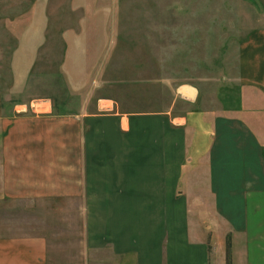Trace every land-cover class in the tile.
Masks as SVG:
<instances>
[{"label":"crops","instance_id":"0c3cea01","mask_svg":"<svg viewBox=\"0 0 264 264\" xmlns=\"http://www.w3.org/2000/svg\"><path fill=\"white\" fill-rule=\"evenodd\" d=\"M261 23L223 84L0 107V264H264Z\"/></svg>","mask_w":264,"mask_h":264},{"label":"rangeland","instance_id":"374dc122","mask_svg":"<svg viewBox=\"0 0 264 264\" xmlns=\"http://www.w3.org/2000/svg\"><path fill=\"white\" fill-rule=\"evenodd\" d=\"M263 11L264 0H0V107L36 115L97 88L223 84ZM41 100L44 112L30 107Z\"/></svg>","mask_w":264,"mask_h":264},{"label":"built area","instance_id":"2783aa9c","mask_svg":"<svg viewBox=\"0 0 264 264\" xmlns=\"http://www.w3.org/2000/svg\"><path fill=\"white\" fill-rule=\"evenodd\" d=\"M45 102H46V101H44V100L38 101V102H36V103L31 102V103H30V107H31L32 109L37 110V111H42V110H44V107L41 106L40 104H43V103H45ZM42 112H44V111H42Z\"/></svg>","mask_w":264,"mask_h":264}]
</instances>
